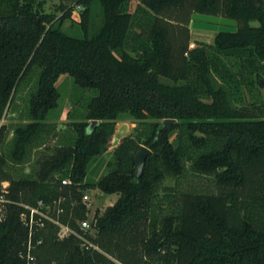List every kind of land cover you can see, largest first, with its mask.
Here are the masks:
<instances>
[{
  "label": "trees",
  "instance_id": "16d2710c",
  "mask_svg": "<svg viewBox=\"0 0 264 264\" xmlns=\"http://www.w3.org/2000/svg\"><path fill=\"white\" fill-rule=\"evenodd\" d=\"M94 1L74 0L83 7L79 37L61 29L74 5L61 4L57 16L43 0H0V121L20 86H30L20 113L27 122L9 141L0 125V194L8 183L0 264H264V0H97L102 24L91 32ZM194 13L238 27L190 48ZM65 74L91 94L82 119L35 170L20 173L16 166L52 129ZM123 118L139 123L134 135L121 138L104 174L86 181ZM141 145L151 153L136 179ZM194 177L211 179L212 189ZM90 189L118 197L96 209L86 231ZM26 205L75 233L60 238L39 214L31 230Z\"/></svg>",
  "mask_w": 264,
  "mask_h": 264
},
{
  "label": "rangeland",
  "instance_id": "374dc122",
  "mask_svg": "<svg viewBox=\"0 0 264 264\" xmlns=\"http://www.w3.org/2000/svg\"><path fill=\"white\" fill-rule=\"evenodd\" d=\"M43 1L45 3V10L55 13L57 16H61L62 14V11L59 8L61 4L65 5L66 7L74 5V10L71 18H67L62 22L61 29L69 35L79 37L83 35V30L81 29V26L79 24L80 13L83 10L82 6L75 5L74 0ZM133 1V4H135L136 0ZM93 16V18L98 17V21H95V26H91V32L96 31L102 24V6L97 0L93 2ZM253 24L257 23L254 22ZM189 27L191 34L189 47L192 48L198 41L212 43L215 34L219 31L236 30L238 27V23L234 19L227 18L221 15L212 16L207 14L194 13L192 15V20ZM57 87L61 95L59 100V107L50 111L47 122L50 126H52V129L46 136L40 138L36 141L35 144H33L29 160L24 164L16 166V169L20 173H29L33 169L35 170L37 159H39L44 154L50 153L53 147L59 144L62 136L71 132L70 124L72 122L82 119L84 104L91 94L89 92H83V89L78 88L75 85L73 78L68 74L62 75L60 77L59 81L57 82ZM29 89V84H23L20 86L15 97V102L6 111L4 118L0 121V125L5 124L10 128V133L8 135L7 141L12 138V129L15 125L27 122V120L22 119L20 113L26 105ZM260 94L262 96V99L264 100L263 88H260ZM138 125L139 123L137 121L129 118H123L119 120L116 132L111 140L108 151L100 159L92 163V168L88 171L86 181L95 182L102 174L106 172V163L111 159L113 149L118 145L122 137L134 135L135 129L138 127ZM47 147H49V149ZM4 149L6 150V147H4ZM8 164L9 166H14L11 161H9ZM188 181L197 184L199 188L203 190L212 189V180L209 178L194 177L189 178ZM181 183L183 185H186L187 181L182 180ZM175 184V181L172 179L166 180V185L168 186L174 187ZM84 194L88 195V201L91 204L88 219H92L96 209H99L101 212H103L106 207L113 204L118 197L117 194H104L99 189L86 190ZM91 233H94V231L91 230Z\"/></svg>",
  "mask_w": 264,
  "mask_h": 264
},
{
  "label": "built area",
  "instance_id": "2783aa9c",
  "mask_svg": "<svg viewBox=\"0 0 264 264\" xmlns=\"http://www.w3.org/2000/svg\"><path fill=\"white\" fill-rule=\"evenodd\" d=\"M69 182L68 179H63L62 180V184H67ZM7 186L8 184L6 182H3L1 183V194H0V212L3 211L4 209V204L7 202V199L5 197V193L7 192ZM89 200V197L88 195L84 194L83 196V202H85L87 204V207L89 209H91V204L90 202L88 201ZM40 206H43V203L40 202L39 203ZM26 208L30 210V219L29 221L27 220V217H26V213H22V219L24 220V222L26 223V225H28L30 227V229L32 230V223H33V215L34 214H39L43 217H47V218H50L48 217L47 215V212H43L42 210H40L38 207H30L28 205H26ZM47 210H49V206H47ZM90 213V212H89ZM93 218V217H92ZM53 222H55L60 230H59V237L60 238H63V237H66L68 236L69 234L71 233H75L73 230H71L68 226L60 223L59 221L57 220H54L52 218H50ZM91 220L92 219H86V220H83L82 222H80V226L83 230H90L91 229Z\"/></svg>",
  "mask_w": 264,
  "mask_h": 264
},
{
  "label": "water",
  "instance_id": "95a60500",
  "mask_svg": "<svg viewBox=\"0 0 264 264\" xmlns=\"http://www.w3.org/2000/svg\"><path fill=\"white\" fill-rule=\"evenodd\" d=\"M260 83L264 89V79H261ZM174 121H175L174 119H166V120H164V125L169 126L172 123H174ZM97 123H98L97 120H92L90 127L92 128ZM150 153H151V150L145 145H141L140 149L136 152L135 158H134L135 165H136V172H135V178L136 179H139L142 176L143 171H144L146 157Z\"/></svg>",
  "mask_w": 264,
  "mask_h": 264
}]
</instances>
